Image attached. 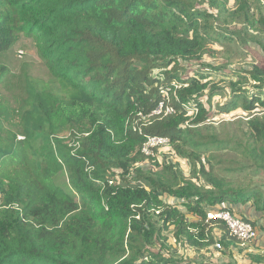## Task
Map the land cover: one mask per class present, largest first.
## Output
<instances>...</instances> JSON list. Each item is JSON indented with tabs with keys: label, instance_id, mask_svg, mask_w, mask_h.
I'll use <instances>...</instances> for the list:
<instances>
[{
	"label": "trees",
	"instance_id": "16d2710c",
	"mask_svg": "<svg viewBox=\"0 0 264 264\" xmlns=\"http://www.w3.org/2000/svg\"><path fill=\"white\" fill-rule=\"evenodd\" d=\"M230 2L0 0V55L34 37L58 82L27 80L19 107L0 90V264H177L171 239L197 259L234 257L240 241L207 213L257 228L227 203L264 209V187L218 174L215 153L243 157L226 172H264V63L223 87L203 71L227 66L204 56L213 43L264 54V0ZM224 89L220 112L251 117L244 137L202 133ZM153 135L168 151L143 152Z\"/></svg>",
	"mask_w": 264,
	"mask_h": 264
},
{
	"label": "rangeland",
	"instance_id": "374dc122",
	"mask_svg": "<svg viewBox=\"0 0 264 264\" xmlns=\"http://www.w3.org/2000/svg\"><path fill=\"white\" fill-rule=\"evenodd\" d=\"M230 1L229 5L232 6L231 3L233 0ZM254 46L253 48L261 52H257L250 47L239 48V46L235 44L231 46L215 43L211 44L209 47L213 52L205 54L204 59L208 63H214L216 66H227V68L221 71L219 70L218 73L211 71L209 68L203 72L210 74L216 85L227 87L230 79L237 80L244 75L243 69H249L255 63H264V54L262 50L258 45ZM0 66H3V71L6 72L0 83V90L14 106L19 107L21 104L20 99L24 97L27 80H31L37 84L48 82L53 86V90H58L57 76L51 71L50 65L47 64L46 58L42 55L41 49L34 37L21 34L12 48L4 51L0 55ZM194 68L196 69L198 66L196 65ZM229 90L224 89L222 95L218 94L212 99V103L209 105L212 106L209 116L210 122H208L209 125L203 127L204 130L202 132L205 137L213 135H218L223 138L244 137V133L247 129L246 121L251 118L248 116L249 114L239 108L233 113L225 115L220 112L218 107V105H221L220 103H226L231 99L232 94ZM204 99H206V96ZM216 105L217 107L215 108ZM206 127L209 128L206 129ZM160 151L166 152L168 151V147H161ZM215 154L217 155V159L224 160V163L216 166L217 173L230 179L234 182V185H242L249 189L254 188L252 185H263L264 187V172L258 173L257 171L255 172V170H247L245 172L230 173L224 170L230 167L227 161L228 159L242 161V156L235 155L233 151H219ZM57 180L62 186L68 187V176L65 172H62ZM167 234L171 235L172 232ZM170 243L172 244L171 251H165V253L167 256H176L178 261L177 264H227L229 262L226 258L220 257L217 253H215L213 257L203 253L199 255V259H197V253L194 252V250H187L189 247L186 249L184 244L181 245L173 239L170 240ZM240 255H242V253H240Z\"/></svg>",
	"mask_w": 264,
	"mask_h": 264
},
{
	"label": "built area",
	"instance_id": "2783aa9c",
	"mask_svg": "<svg viewBox=\"0 0 264 264\" xmlns=\"http://www.w3.org/2000/svg\"><path fill=\"white\" fill-rule=\"evenodd\" d=\"M162 106L163 105L160 104V107H158L157 110L154 111V113H160L162 111ZM168 112H172V109L168 108L167 113ZM168 143L169 140L166 137H162L159 135L150 136L143 146V152L147 155H154L153 148L164 146L168 147ZM78 144L79 143H76L75 145ZM89 168L91 169V166H89ZM207 217L208 219L223 220L227 225L230 234L240 241L241 246L251 245L258 238V229L255 228V226L250 221H247L242 217L233 214L231 211H229L228 209H224L222 206H220L217 210L209 211L207 213ZM216 248L222 249V245L216 244Z\"/></svg>",
	"mask_w": 264,
	"mask_h": 264
},
{
	"label": "crops",
	"instance_id": "0c3cea01",
	"mask_svg": "<svg viewBox=\"0 0 264 264\" xmlns=\"http://www.w3.org/2000/svg\"><path fill=\"white\" fill-rule=\"evenodd\" d=\"M227 205L232 206L236 212L243 216L255 220L259 234L258 238L251 245L240 246L242 249H240L239 246L231 247V250L235 253L234 258H230L229 256L224 258L229 261L227 264H251L252 261L249 258V254H264V209L259 210L253 200L247 203H237L234 205L227 203ZM191 219H195V217ZM240 253H242V255H240Z\"/></svg>",
	"mask_w": 264,
	"mask_h": 264
},
{
	"label": "clouds",
	"instance_id": "9594fccd",
	"mask_svg": "<svg viewBox=\"0 0 264 264\" xmlns=\"http://www.w3.org/2000/svg\"><path fill=\"white\" fill-rule=\"evenodd\" d=\"M160 107V106H159Z\"/></svg>",
	"mask_w": 264,
	"mask_h": 264
}]
</instances>
